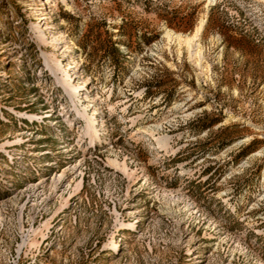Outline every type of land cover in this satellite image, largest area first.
I'll list each match as a JSON object with an SVG mask.
<instances>
[{
    "label": "rangeland",
    "instance_id": "obj_1",
    "mask_svg": "<svg viewBox=\"0 0 264 264\" xmlns=\"http://www.w3.org/2000/svg\"><path fill=\"white\" fill-rule=\"evenodd\" d=\"M0 264H264V0H0Z\"/></svg>",
    "mask_w": 264,
    "mask_h": 264
},
{
    "label": "bare ground",
    "instance_id": "obj_2",
    "mask_svg": "<svg viewBox=\"0 0 264 264\" xmlns=\"http://www.w3.org/2000/svg\"><path fill=\"white\" fill-rule=\"evenodd\" d=\"M205 24H206V17H204L203 16V18L200 20V22H199V24H198V26H197V28H196V31H195V33H194V35L192 36V37H189V36H187V37H185V38H183L181 35H174L173 33H172V31L171 30H168L167 31V37L168 38H170V39H172V38H175V40L176 41H178V42H182V43H184L188 48H190L191 46H192V44L200 37V35L202 34V32H203V30H204V28H205ZM79 64V63H78ZM67 85V84H66ZM74 94H75V96H78V91H77V89L74 87L73 88V91H72ZM85 112H86V110H84Z\"/></svg>",
    "mask_w": 264,
    "mask_h": 264
}]
</instances>
